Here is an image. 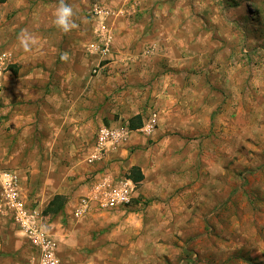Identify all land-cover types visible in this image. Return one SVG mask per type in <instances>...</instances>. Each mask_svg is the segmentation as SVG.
<instances>
[{"label":"crops","instance_id":"0c3cea01","mask_svg":"<svg viewBox=\"0 0 264 264\" xmlns=\"http://www.w3.org/2000/svg\"><path fill=\"white\" fill-rule=\"evenodd\" d=\"M22 1L2 4L22 5ZM156 1L140 0L136 16L104 19L93 10L96 4L106 5V0L92 6L87 5L89 0H66L76 10L77 27L65 33L53 22L59 0H38L50 6L46 11L50 16L42 14L35 33L27 30L36 40L30 51L18 40L26 30L21 24L23 11L14 14L18 24L11 25L6 14H0V53L10 54L2 72L0 165L16 167L12 170L19 175L23 196L37 192L42 210L55 195L66 196L62 210L46 214L60 264H171L188 242L184 239L204 229L206 207L223 203L235 192L236 185L230 187L224 178L209 182L203 177L200 134L210 131L207 119L219 108L220 97L208 84L201 87L203 79L193 80L200 81L199 87H188V79L167 70L191 67L194 51L179 50L168 58L164 38H158L161 48L153 54L155 35L163 31L154 27L163 20L152 16ZM118 6L128 8L125 2ZM102 26L113 37L106 56L88 48L101 36ZM64 53L66 61L61 59ZM13 63L14 72L11 66L7 69ZM101 64L106 76L91 74V68ZM115 91L118 96L109 102V93ZM153 110L158 111L159 124L151 135L131 128L126 142L108 151L102 161L88 163L99 127L129 122L137 114L143 124ZM194 133L197 139L189 140L187 135ZM181 165L183 169L194 165V174L189 171L182 177ZM133 166L141 168L144 179L132 180L136 185L132 205L106 210L93 204L85 215L75 214L79 197L90 193L93 176L119 179L127 177ZM207 183L218 191L208 192ZM254 189L239 191L264 192V182ZM8 224L0 228V264H38V249L16 224ZM178 260L188 264L187 259Z\"/></svg>","mask_w":264,"mask_h":264},{"label":"rangeland","instance_id":"374dc122","mask_svg":"<svg viewBox=\"0 0 264 264\" xmlns=\"http://www.w3.org/2000/svg\"><path fill=\"white\" fill-rule=\"evenodd\" d=\"M96 1L89 0L87 5L92 6ZM106 1L103 3L115 9L125 2L127 12L117 16H136L140 12V0L135 7H132L135 0ZM22 2V5H3L0 0V14H6L11 25L18 24L14 14L23 11V28L35 33L42 14L50 6L38 0ZM151 13L157 18L163 17L154 25L163 31L155 35L158 44L154 45L156 51L153 54L160 50L159 40L163 38L162 48L168 53V58L179 50L183 54L194 51L195 57L189 58L193 64L191 67L167 65V70L188 79V87L192 84L194 88L199 87L197 83L200 81L193 80L203 79L201 87L208 84L210 90L216 91L220 97L219 108L207 119L210 131L200 134L203 149L198 155L203 157L200 166L203 177L209 182L221 177L230 182V187L236 185L235 192L226 201L213 202L210 208L206 207L204 229L194 237L190 235L184 239L188 242L177 257L187 259L188 264H264V192L239 191L240 188L253 191L264 182V0H157ZM49 16L46 12L45 18ZM9 67L14 72L16 65L13 63L7 69ZM102 67V64L100 67L95 65L91 74L106 76ZM132 87H126L124 95ZM114 95L118 96L117 91L109 93L107 100L113 101ZM154 112L158 114L153 110L146 119ZM197 137L195 133L187 135L191 141ZM181 153L183 150L178 154L180 157ZM14 159L17 157L10 158ZM23 159L20 158L21 161ZM193 166L183 169L181 165L182 177L186 173L194 174ZM12 168L16 169L0 165V170ZM95 178L93 176V180ZM30 181L31 177L26 183ZM207 185L208 192H214L216 187L212 183ZM223 189L227 190V186ZM26 193V200L32 208L41 211L44 222L48 223L44 210L39 208L37 192ZM4 223L15 225L13 219L3 218L0 214V228ZM178 259L169 263L182 264Z\"/></svg>","mask_w":264,"mask_h":264},{"label":"built area","instance_id":"2783aa9c","mask_svg":"<svg viewBox=\"0 0 264 264\" xmlns=\"http://www.w3.org/2000/svg\"><path fill=\"white\" fill-rule=\"evenodd\" d=\"M134 1L132 7L138 5ZM124 8L112 9L110 6L96 4L93 13L102 15L105 19L109 15L125 13ZM112 35L103 29L99 39L89 44L91 52H97L106 56L112 49ZM10 62V54L0 53V99L4 94L2 72ZM158 126V114L149 116L142 126L141 132L151 135ZM132 132L130 123L121 120L114 125H102L96 135V142L92 153L87 158L88 163L95 164L102 161L108 151L114 149L128 140ZM136 185L132 179L123 177L114 179L110 177L95 178L90 193L79 199L75 209L77 216L85 215L93 204L100 208L111 210L115 208H127L132 204ZM0 212L8 214L14 220L19 230L30 240L39 251L38 264H60L57 254V246L49 234V228L44 222V215L38 208H32L23 196L20 178L17 171L12 169L0 170Z\"/></svg>","mask_w":264,"mask_h":264},{"label":"clouds","instance_id":"9594fccd","mask_svg":"<svg viewBox=\"0 0 264 264\" xmlns=\"http://www.w3.org/2000/svg\"><path fill=\"white\" fill-rule=\"evenodd\" d=\"M76 15V10L71 4L67 3L66 0H59L58 6L54 12L53 22L58 29L67 33L77 27L74 19ZM18 40L25 51H30L31 47L36 44L35 38L26 30L19 34ZM68 58L67 53L61 56V59L65 61L68 60Z\"/></svg>","mask_w":264,"mask_h":264},{"label":"trees","instance_id":"16d2710c","mask_svg":"<svg viewBox=\"0 0 264 264\" xmlns=\"http://www.w3.org/2000/svg\"><path fill=\"white\" fill-rule=\"evenodd\" d=\"M4 1V0H2ZM130 127L132 129H136L138 127H141L142 125V116L140 114L134 115L129 120ZM128 178H131L134 182L138 183L144 179V175L141 171V168L138 166H133L127 176ZM67 198L64 195L57 194L53 197L52 200L48 203L46 208L44 209V213H52L56 214L60 210H62L66 204Z\"/></svg>","mask_w":264,"mask_h":264}]
</instances>
